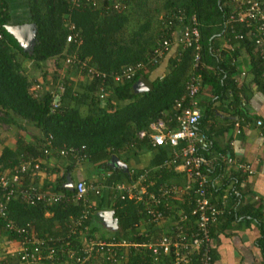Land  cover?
I'll list each match as a JSON object with an SVG mask.
<instances>
[{"label": "trees", "instance_id": "trees-1", "mask_svg": "<svg viewBox=\"0 0 264 264\" xmlns=\"http://www.w3.org/2000/svg\"><path fill=\"white\" fill-rule=\"evenodd\" d=\"M28 1L31 23L37 29V42L30 53L25 52L8 32L11 16L6 1L0 0V127L9 123L21 127L26 123L42 131L44 145L51 136L57 149L85 146L90 163L100 173L112 169L110 161L114 156L132 147L137 152L151 147L150 139L140 140L138 135L143 130L150 134L149 127L153 122L165 120L170 130L177 129L174 107L186 96L190 75L199 73L203 88L209 89L212 96L199 104L202 111L199 129L210 143L209 153L202 154L207 157L231 155L228 150L216 148L217 133L208 125L216 110L222 109L238 119L246 115L243 107L244 92L233 78L238 72L237 59L242 49H246L251 57L252 83L264 93V55L255 48L253 42L236 39V35L245 29L240 25L227 24L229 15L234 11L231 0H155L158 2L153 7L149 5V0H120L124 9L112 14H102L88 8L69 11L70 0ZM180 15H184L185 26L196 18L201 47L198 67L194 68L197 53L195 47H177L169 58L168 73L162 80L158 78L152 81L149 91L145 93H137L136 85L141 80L148 81L149 74L141 72L133 81L122 84H116L108 78L107 108L100 104L99 82L96 80L81 81L76 87L75 82L66 76L59 78L56 75L58 72H55L52 82L56 89H47V74L44 73V83L40 81L44 90L36 98L32 91L34 80L23 74L19 57L34 63L41 71L47 64H53L55 69L61 71L66 59L65 53H77L81 60H89L91 66L109 76L120 73L124 67L146 63L157 44L166 37L167 23L171 21V16ZM132 20L138 24L137 28L130 31ZM67 22L75 25L82 39L81 46L67 44ZM173 30H180L179 23L175 22ZM156 67H151L149 73ZM57 97L59 101L55 102ZM83 106H87V114L81 113L80 108ZM1 141L0 131V144ZM43 148L38 151L23 141H19L16 150L5 147L0 156V175L7 173L11 176L22 163L29 166L31 161L33 166L44 159ZM44 167L45 164L41 163V170ZM27 169L23 175V186H35L38 175L30 172V167ZM72 169L69 166L64 177L55 185L57 193L64 194L69 201L45 206L42 203L27 205L13 200L7 208L10 219L19 226L30 224L41 238L65 235L73 219L81 216L84 209L82 201L75 199L76 192L64 188L66 177ZM223 170V164L216 163L210 173L211 181L213 177L221 176ZM181 179L183 184L178 181ZM151 180L155 182V188L163 183L182 186L187 183L182 174L170 170H161ZM222 182L220 188L216 187V197L219 199L228 186L223 177ZM229 193L232 194V191ZM140 210L139 203L116 200L114 211L119 230L115 237L138 242L143 240L134 228L141 222ZM227 212L213 228V237L242 215L234 208ZM247 212L246 209L243 213ZM253 217L259 220L261 215ZM93 220L94 215L86 222L90 233L98 239L106 240V236L97 235ZM147 229L159 233L153 226ZM0 231L7 233L1 219ZM7 234L10 240L18 238ZM259 246L264 256V221L261 223Z\"/></svg>", "mask_w": 264, "mask_h": 264}, {"label": "built area", "instance_id": "built-area-1", "mask_svg": "<svg viewBox=\"0 0 264 264\" xmlns=\"http://www.w3.org/2000/svg\"><path fill=\"white\" fill-rule=\"evenodd\" d=\"M231 3L234 11L229 15L227 24L240 25L245 29L236 35V39L253 42L255 48L264 55V0H231ZM76 8L112 14L121 12L124 6L120 0H70L69 11ZM184 19V15L171 16V21L167 23L166 37L157 44L146 63L124 67L120 73L111 76L102 73L91 66L89 60H81L77 53H65L64 64L71 70L85 74L88 81H98L100 103L106 102L108 78L116 84H122L133 81L141 72L148 74L151 67L158 66L170 54L174 43L182 49L195 47L197 53L194 68L198 67L201 48L198 24L194 17L185 26ZM175 22L179 23L178 32L173 30ZM66 27L67 44L81 46L82 39L75 25L67 22ZM202 89L201 74H191L186 85V96L174 107L177 129L170 130L165 120H158L150 125V134L143 130L138 135L140 140L150 139L154 147L171 148V156L160 167V171L170 170L183 174L187 180L186 185L163 183L155 188L149 171L131 170L127 182L113 186L117 200L140 204L139 214L142 219L134 228L143 237L141 242L114 235L103 240L90 233L86 222L96 213L90 195L99 197L102 189L98 183L84 181L74 185L75 199L82 201L84 207L81 216L73 219L65 235L41 238L30 224L19 226L10 219L7 209L9 203L19 200L27 205L42 203L53 206L69 199L64 194L43 191L36 185L23 186V175L27 173V167L39 176L40 162L33 166L31 161L29 166L22 163L11 176L0 175V219L7 233L18 237L14 241L19 264H215L212 231L227 215L230 195L238 193L224 192L215 201L217 190L211 181V170L216 163H221L235 165L244 173L252 174L253 171L245 164L237 165L236 159L231 156L207 157L202 154L209 153L210 144L207 136L199 129L202 117L199 95ZM43 90L41 83H33L32 91L36 98L40 97ZM58 101L59 97L55 102ZM257 124L262 126L261 121ZM236 128L237 133H241L238 123ZM43 153L46 157L55 154L61 158H72L77 163L86 162L90 158L85 146L55 148L51 136L46 140ZM149 225L159 233L147 229Z\"/></svg>", "mask_w": 264, "mask_h": 264}, {"label": "crops", "instance_id": "crops-1", "mask_svg": "<svg viewBox=\"0 0 264 264\" xmlns=\"http://www.w3.org/2000/svg\"><path fill=\"white\" fill-rule=\"evenodd\" d=\"M5 1L8 4L11 16L10 25L31 23L28 0ZM157 2L149 0V5L156 4ZM177 47H179L177 43H174L170 54L151 73H148V81H141H145L150 85L152 81L158 78L162 80L168 73L169 58L174 54ZM19 62L21 63L23 74L26 76L32 75L34 77L37 71L33 69L38 68L41 70L40 67H36L26 59L19 57ZM237 64L238 72L233 78L244 92L243 107L246 115L238 119L237 117H232L230 113L222 109L216 110L215 115L209 120L208 127L214 133H217L215 136L216 148L228 150L231 154L228 156L236 159L237 165L245 164L252 169L253 173H244L235 165L223 164L224 170L221 176L212 178L213 184L215 187L218 186V188L223 184L222 177L225 181L227 180L228 186L224 189L226 194L230 191L238 193V195L232 194L234 197L230 195L227 209L232 210L234 208L240 215L242 214L240 219L216 233L214 237V258L215 264H264V256L259 246L261 223L264 221V93L260 92L258 87L252 83L251 57L246 52V49H242L239 53ZM51 66L53 64L45 65L42 74L44 75L45 72L49 71L48 69ZM42 74L41 80L35 79L33 83L40 81L44 83ZM64 75L67 74H63V77ZM68 75L67 78L75 82L76 87L79 85V82L87 81L82 73L75 70H71ZM58 77L60 78V76ZM52 81L51 76L47 75V82ZM58 84H60V79ZM144 88L147 89V86L136 87L137 93H145ZM149 89L150 87L148 86ZM211 97V91L203 88L199 95V100L201 102L207 101ZM106 102L100 103L103 108H107ZM120 104L121 106L124 105V103ZM217 106L219 107V104ZM83 107L85 111L81 107V113L87 114V106ZM259 121L262 122V126H258L257 123ZM236 123L240 126L241 133L239 134L237 133ZM0 131L2 140L0 144V156L5 147L16 150L19 141H23L24 144L38 151L44 146L43 133L34 125L23 123V126L20 127L12 123L2 124ZM170 156L171 148L168 146L154 147L151 145V147L138 152L132 147L111 159V170L99 173L89 160L77 163L72 158H61L52 154L51 156H45L44 159H40L39 162L45 164V167L37 177L36 186L43 191L57 193L55 185L59 179L64 177L69 166H72L73 169L67 177L70 175L75 183L84 181L100 184L102 194L99 197L90 195V200L96 207L92 224L97 229L98 236H106L108 238L117 234V231L108 230L97 215L103 211H114L117 197L113 186L116 183L127 182L129 179L128 173L131 170H135L136 172L149 171L151 179H153L160 172V167ZM215 156L213 155V157ZM177 174L181 175V173ZM182 176L184 177L183 174ZM173 181L176 182L175 178H173ZM178 181L179 183L182 181L181 184L184 183L182 179ZM65 184L66 180L64 186ZM214 199L215 201L219 200L218 197ZM246 209L248 212L243 213ZM257 214L261 215L259 220L253 217L257 216ZM56 228L59 229V227ZM96 238L98 237L96 236ZM0 264H19L16 257V241L10 240L9 235L1 231Z\"/></svg>", "mask_w": 264, "mask_h": 264}, {"label": "water", "instance_id": "water-1", "mask_svg": "<svg viewBox=\"0 0 264 264\" xmlns=\"http://www.w3.org/2000/svg\"><path fill=\"white\" fill-rule=\"evenodd\" d=\"M7 30L18 41L19 45L21 46V48L25 52L30 53L31 51H33L34 46L37 42V29H36V25L34 23H27V24H23V25H8ZM146 82L145 81H139L137 83L136 87L147 86V89L144 88V90L149 91L148 86L150 87V85ZM74 185H75V181L69 175L66 179V184H65L64 188L67 191L73 192L74 191ZM97 216H98L99 220L104 223V226L108 230H111V231H118L119 230L117 219L115 218V211L99 212Z\"/></svg>", "mask_w": 264, "mask_h": 264}, {"label": "rangeland", "instance_id": "rangeland-1", "mask_svg": "<svg viewBox=\"0 0 264 264\" xmlns=\"http://www.w3.org/2000/svg\"><path fill=\"white\" fill-rule=\"evenodd\" d=\"M153 6H154V4H151V7H153ZM159 17H160V16H159ZM137 24H138V22H137L136 20H132V21H131V24H130V26H129V30L131 31V30H134L135 27L137 28ZM33 64H34V63H33ZM37 69H38V68L33 69L34 71H37L34 77H33L32 75H28V77H29L30 80L40 79L41 74L43 73V71H41V70H39V69L37 70ZM66 69H67V71H66ZM48 70H49V71H47V72H45V73H47V75H49V77L51 76V78L53 79L52 76L55 75V72H58L60 78L63 77V74H67V75H64V76L68 77V76H69L68 74H69V72L71 71V68H68V67L65 68V64H64V66L62 67L61 71H58L57 69L55 70L54 65L51 66V67H49ZM58 74H56V75H58ZM42 75H43V74H42ZM40 80H41V79H40ZM40 83H41V82H40ZM47 86L49 87V88H47V89H56V87H55V85L53 84V82H49V84H48ZM82 108H83V110L85 111V108H84V107H82ZM86 109H87V108H86Z\"/></svg>", "mask_w": 264, "mask_h": 264}]
</instances>
